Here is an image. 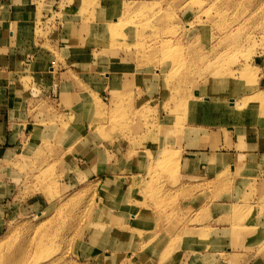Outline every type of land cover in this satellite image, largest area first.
<instances>
[{"label": "rangeland", "instance_id": "obj_1", "mask_svg": "<svg viewBox=\"0 0 264 264\" xmlns=\"http://www.w3.org/2000/svg\"><path fill=\"white\" fill-rule=\"evenodd\" d=\"M36 1L37 40L57 54L58 62L72 51L70 41L63 42L65 48L58 42L60 23H78L81 58L126 80L124 92L110 102L103 99L100 120L92 124L101 126L100 135L89 136L124 157L144 152L150 160L145 176L134 181L144 199L143 224L149 225L150 243L143 250L154 251L158 240L166 242L165 255L187 247L181 236H188L189 224L220 222L214 213L220 212L215 210L220 200L231 203L230 225L253 214L255 208L242 206L249 200V182L230 170L201 168L187 175L181 160L190 123L212 116L211 123L231 128L247 119L220 104L205 111L203 93L212 86L223 85L222 94H209L213 98L256 91L264 105V0ZM235 82L241 89L232 91ZM249 101H233V108L244 110ZM62 144L46 138L33 148L10 149L8 157L0 146L1 261L7 244L14 243L29 248L28 264H83L80 252L93 248L94 232L107 238L98 213V182L82 179L88 175L86 157L96 151L86 156L87 150ZM76 160L81 164L73 167ZM200 238L205 241L206 232Z\"/></svg>", "mask_w": 264, "mask_h": 264}, {"label": "crops", "instance_id": "obj_2", "mask_svg": "<svg viewBox=\"0 0 264 264\" xmlns=\"http://www.w3.org/2000/svg\"><path fill=\"white\" fill-rule=\"evenodd\" d=\"M36 2L0 1V146L6 149V157L10 156V149L16 148L18 152L33 148L46 138L57 139L64 146L66 142L76 150L96 151L92 156L89 151L85 153L89 156L88 175L82 179L91 176L93 182H98V213L103 221L100 224H106L103 229L108 236L103 238V231L94 232L98 236L91 242L93 248L84 246L80 252L83 264H260L264 260V105L257 100L262 95L255 91L216 99L209 94H222L223 85L212 86L211 92L203 93L205 111L210 105L220 104L228 112H237L234 114L238 118L247 119L230 128L222 121L213 124L212 116H206L205 122L195 121L186 126L184 136L188 139H184L182 146L181 163L187 175L201 168L210 173L230 170L237 180L249 182L245 189L249 200L242 206L247 210L255 208L253 214L247 215L242 224L230 225L231 203L220 200L215 204V210L220 212H214L220 222L208 227L189 224L188 236H181L187 247L165 255L166 242L158 240L154 251L143 250L142 245L150 243L149 225L143 224L144 199L136 191L134 181L145 176L150 160L144 152L133 158L124 157L114 146V150H108L101 147V141L90 140L89 136L97 132L100 135L101 126L97 129L92 124L95 119L100 120L103 99L108 97L110 102L124 92L126 80L96 61L81 58L78 23H60L58 42L65 48L63 42L70 41L72 51L58 62L57 54L37 40ZM59 49L55 51L62 53ZM235 83L232 91L241 89L242 83ZM240 100L253 102L236 111L232 102L238 105ZM80 164L76 160L73 167ZM204 232L206 240L201 242Z\"/></svg>", "mask_w": 264, "mask_h": 264}, {"label": "bare ground", "instance_id": "obj_3", "mask_svg": "<svg viewBox=\"0 0 264 264\" xmlns=\"http://www.w3.org/2000/svg\"><path fill=\"white\" fill-rule=\"evenodd\" d=\"M235 27V26H234ZM233 26L230 27V30L232 31ZM235 30V29H234ZM233 30V31H234ZM226 37H229L230 35L227 34L229 31H225ZM236 101V100H235ZM234 101V102H235ZM16 240V239H13ZM16 243V242H15ZM23 245V244H22ZM25 246V245H24ZM17 247V248H16ZM28 249L24 248L20 244H14V243H8L7 244V251L3 253L2 255V261L0 260V264H28ZM47 256V255H46ZM31 260V259H30ZM44 260V259H43ZM41 261V260H40ZM39 261V262H40ZM37 262V261H36ZM33 263V262H32ZM35 264V263H34ZM50 264V263H49Z\"/></svg>", "mask_w": 264, "mask_h": 264}]
</instances>
